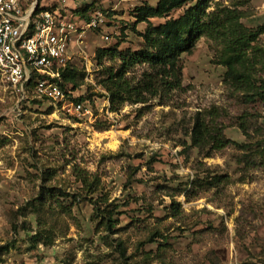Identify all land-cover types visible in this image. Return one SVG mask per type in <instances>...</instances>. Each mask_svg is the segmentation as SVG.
Instances as JSON below:
<instances>
[{
  "label": "rangeland",
  "instance_id": "1",
  "mask_svg": "<svg viewBox=\"0 0 264 264\" xmlns=\"http://www.w3.org/2000/svg\"><path fill=\"white\" fill-rule=\"evenodd\" d=\"M41 1L102 21L70 43L66 102L0 81V264H264V100L251 97L264 33L246 58L251 88L226 76L224 43L202 37L179 60L178 87L113 111L103 80L121 59L98 63L96 52L140 49L147 23L133 31L134 8L159 0ZM212 5L244 12L252 30L264 24V0ZM147 70L125 78L136 86ZM198 117L225 147L193 143Z\"/></svg>",
  "mask_w": 264,
  "mask_h": 264
},
{
  "label": "trees",
  "instance_id": "2",
  "mask_svg": "<svg viewBox=\"0 0 264 264\" xmlns=\"http://www.w3.org/2000/svg\"><path fill=\"white\" fill-rule=\"evenodd\" d=\"M212 2L213 0H159L156 6H152L144 1L134 8L133 31L137 32L139 23H147L145 30L138 32L143 39L142 47L133 52H122L119 49L120 43H117L113 47L101 48L96 52L98 63H102L107 57L114 59L119 56L121 59V66L117 70H109L103 80L113 111L118 110L127 100L143 102L146 94L156 96L178 87L181 71L179 60L182 54L192 52L202 37L224 43L230 55L226 64V76L233 80L245 79L249 86L251 85L246 58L249 49L254 47L253 43L264 33V24L255 30L247 28L241 22L244 12L221 5L211 9ZM39 7L56 9L55 6L44 5L41 0ZM176 10L183 12L177 17H171L170 14ZM165 17H168L167 21L153 23V19ZM139 63L148 65V70L144 73L142 82L131 86L125 78L126 73ZM75 72L74 68L69 67L62 72L63 88L64 82L76 85ZM251 89H255L251 90L252 99L264 100L263 79L257 88ZM192 140L198 146H203L210 140L217 149L225 147L229 141L219 129H209V125L199 117L194 124ZM40 197L42 198V195ZM32 207L35 206L32 204ZM107 225L113 228L111 220Z\"/></svg>",
  "mask_w": 264,
  "mask_h": 264
},
{
  "label": "built area",
  "instance_id": "3",
  "mask_svg": "<svg viewBox=\"0 0 264 264\" xmlns=\"http://www.w3.org/2000/svg\"><path fill=\"white\" fill-rule=\"evenodd\" d=\"M39 4L40 0H0V81L20 95L27 96L28 90L40 99L66 102L61 82L71 58L70 43L99 27L101 14L87 22L66 9Z\"/></svg>",
  "mask_w": 264,
  "mask_h": 264
}]
</instances>
